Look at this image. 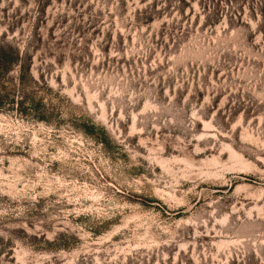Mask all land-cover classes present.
Instances as JSON below:
<instances>
[{
	"label": "rangeland",
	"instance_id": "374dc122",
	"mask_svg": "<svg viewBox=\"0 0 264 264\" xmlns=\"http://www.w3.org/2000/svg\"><path fill=\"white\" fill-rule=\"evenodd\" d=\"M264 0H0V264H264Z\"/></svg>",
	"mask_w": 264,
	"mask_h": 264
},
{
	"label": "trees",
	"instance_id": "16d2710c",
	"mask_svg": "<svg viewBox=\"0 0 264 264\" xmlns=\"http://www.w3.org/2000/svg\"><path fill=\"white\" fill-rule=\"evenodd\" d=\"M259 12L264 16V7H260Z\"/></svg>",
	"mask_w": 264,
	"mask_h": 264
}]
</instances>
